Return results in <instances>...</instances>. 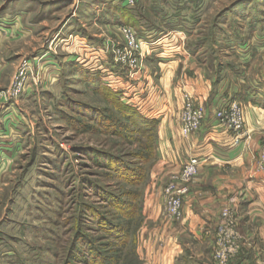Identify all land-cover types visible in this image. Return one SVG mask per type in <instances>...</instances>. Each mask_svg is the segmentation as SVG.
Wrapping results in <instances>:
<instances>
[{"label":"rangeland","instance_id":"1","mask_svg":"<svg viewBox=\"0 0 264 264\" xmlns=\"http://www.w3.org/2000/svg\"><path fill=\"white\" fill-rule=\"evenodd\" d=\"M128 30L184 46L186 71L264 85V0H0V264H145L152 198L182 166L162 182L160 124L145 133L103 86L113 67L131 79L116 62L127 50L140 75L161 65ZM245 129L264 173V118Z\"/></svg>","mask_w":264,"mask_h":264},{"label":"crops","instance_id":"2","mask_svg":"<svg viewBox=\"0 0 264 264\" xmlns=\"http://www.w3.org/2000/svg\"><path fill=\"white\" fill-rule=\"evenodd\" d=\"M161 40L157 38L151 48L155 60L161 63L157 68L147 67L143 74L134 79L127 78L129 81L126 82L117 72H112L114 67L111 65L113 68L104 80L120 92L124 102L138 107L144 116L156 119L160 124L158 153L161 154L160 162L167 166L162 182L190 155H197L202 160L180 223L166 221L162 189L152 198L155 210L152 219L156 223L150 231L144 232L145 264H213L218 218L226 204L238 217V230L241 227L253 239L252 243H245L242 238V251L236 264L264 261V173L256 172V150L251 148L253 131L250 139L243 138L235 144L234 135L213 115V109L225 98L238 99L245 104L247 128L258 125L264 118V85L246 87L242 73L234 83L211 78L200 69L186 71L182 65L191 56L188 50L176 41L170 40L166 44L167 40ZM94 56L99 57L91 55L93 61ZM107 60L102 56L100 64L108 66ZM77 61L84 64L87 58L80 56ZM89 64L90 68L96 69L100 65L96 59ZM184 93L193 95L209 110L201 130L189 139L182 136L178 118Z\"/></svg>","mask_w":264,"mask_h":264},{"label":"built area","instance_id":"3","mask_svg":"<svg viewBox=\"0 0 264 264\" xmlns=\"http://www.w3.org/2000/svg\"><path fill=\"white\" fill-rule=\"evenodd\" d=\"M134 34L131 30L127 31L128 44L131 50L139 46L148 48L154 44L150 38L144 40L137 38L136 34ZM125 49L127 50V48ZM127 51L116 62L127 69L129 77L134 79L140 75L143 67L139 64L138 58H132V55H129ZM213 110L214 118L219 124L234 135L235 144L239 143L243 138L250 139V133L245 129V112L238 101L232 98H225L222 104ZM180 119L182 135L184 138L189 139L201 130L208 119L207 108L204 105H197L193 95L187 93L185 94L184 107L181 111ZM261 157L264 160V155L261 154ZM201 163L202 160L197 155H190L184 161L180 172L172 175L169 182L165 184L166 186L162 190L163 212L169 223L176 224L183 220L182 200L190 191L187 183L198 175ZM262 164V170L264 171V161ZM221 216V221L218 222L216 230L214 264H232L233 260L242 251V236L238 230V218L230 207L224 208Z\"/></svg>","mask_w":264,"mask_h":264},{"label":"trees","instance_id":"4","mask_svg":"<svg viewBox=\"0 0 264 264\" xmlns=\"http://www.w3.org/2000/svg\"><path fill=\"white\" fill-rule=\"evenodd\" d=\"M103 86H104V88L105 89H107V90H109L110 92H112V94H113V96L115 97V98H117V100H118V103L119 104H121V105H124V107H126L127 109H129V110H131L132 111V116H133V118H132V120L134 121V122H141V123H144L146 126H147V130L145 131V133L147 132V131H149L150 129L152 130L154 127H155V125H156V123H157V120L156 119H151V118H148V117H146V116H144L141 112H140V110H138V109H136V107L135 106H133V105H130V104H128V103H126V102H124L123 100H122V98H121V94H120V92H118V90H115L114 88H112L111 86H109V85H105V84H103ZM144 125V126H145ZM144 131V130H143ZM133 171H134V169H133ZM115 229V231L117 230V233H118V229L117 228H114ZM116 233V234H117ZM126 234V233H125ZM119 236V238H121L123 235L120 233V235H118ZM125 236V235H124ZM94 256V255H93ZM96 258V257H95ZM92 264H97V262L95 261L96 259H94V257H92ZM98 260V259H97ZM106 262V263H105ZM99 264H109V262H107V260H103V259H100V262H99Z\"/></svg>","mask_w":264,"mask_h":264}]
</instances>
